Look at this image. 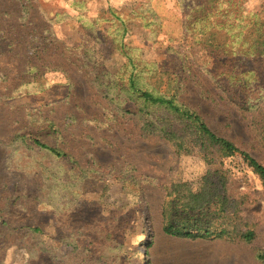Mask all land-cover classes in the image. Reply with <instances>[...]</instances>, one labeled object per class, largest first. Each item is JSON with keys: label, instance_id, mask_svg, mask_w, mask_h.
<instances>
[{"label": "rangeland", "instance_id": "rangeland-1", "mask_svg": "<svg viewBox=\"0 0 264 264\" xmlns=\"http://www.w3.org/2000/svg\"><path fill=\"white\" fill-rule=\"evenodd\" d=\"M200 1L0 0V264H262L264 186L242 156L176 154L126 94L133 77L175 95L264 166V60L227 71L202 39L215 31L236 55L264 0H203L198 17ZM177 184L226 196L213 227L231 237L165 235Z\"/></svg>", "mask_w": 264, "mask_h": 264}, {"label": "trees", "instance_id": "trees-1", "mask_svg": "<svg viewBox=\"0 0 264 264\" xmlns=\"http://www.w3.org/2000/svg\"><path fill=\"white\" fill-rule=\"evenodd\" d=\"M204 2L201 0L193 10V13L198 17L205 15L206 2ZM237 35L239 37L237 41L239 47L234 48L237 53L233 55L225 42L218 40L215 31L209 33L208 36L202 34L203 46L223 56L220 64L225 66L224 69L227 71L233 70V68L226 67V64H229L230 59L236 56L264 60V15L254 20L252 28L245 29L239 26ZM224 41L226 40L224 39ZM227 81L228 83L231 82L228 79ZM239 84L242 83L239 82ZM126 94L128 100L134 106H139L138 111L143 115L147 130L171 143L176 154L198 155L211 167L218 161L221 164L223 159L240 154L243 161L252 169L264 186V166L248 154L240 152L232 142L216 136L199 115L187 106L178 104L175 95H157L142 89L137 79H133V77L129 79ZM150 108H157L162 115L152 117V111H149ZM262 133L264 134V129ZM34 144L42 149L49 150L58 157L64 156L37 140H34ZM215 200L221 203L217 204L218 212L208 214L209 210L216 205L211 204ZM228 201L229 199L226 196H215L206 185L195 191L185 184L172 185V190L166 194V202L162 207V232L167 236L189 240L230 238L231 233L227 228L214 229L213 227V225H217L220 215L229 209L226 204ZM210 215L217 216V221H212ZM254 237L253 231H247L239 236L245 242L252 241ZM257 259L264 264V251L258 253Z\"/></svg>", "mask_w": 264, "mask_h": 264}]
</instances>
